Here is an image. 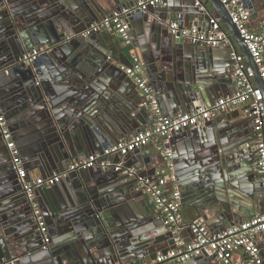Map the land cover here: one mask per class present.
I'll return each instance as SVG.
<instances>
[{
  "label": "water",
  "instance_id": "95a60500",
  "mask_svg": "<svg viewBox=\"0 0 264 264\" xmlns=\"http://www.w3.org/2000/svg\"><path fill=\"white\" fill-rule=\"evenodd\" d=\"M138 1L0 0V109L25 168L35 175L64 172L71 160L102 153L108 145L140 131L143 98L114 64L129 65V58L111 32L83 35L90 25L113 13L127 23L133 53L143 63L155 96L169 102L170 117L212 105L219 96L236 91L222 89L239 81L233 74V50L252 69L264 104L258 66L220 0H200V5L196 0H160L151 7H161L162 13L182 11L191 26L206 34L211 19L218 18L229 44L203 48L171 34L165 14L159 13L155 20L151 8L135 9ZM256 1L241 3L251 11ZM259 7L264 8V3ZM39 48L46 50L36 61L19 63L24 52ZM221 48L224 51H218ZM55 82L64 84L68 93L62 94ZM227 124L218 117L171 135L176 145L167 150L182 188L184 225L202 219L210 230H223L256 215L251 200L260 194L262 182L255 148ZM152 154L142 147L114 158L131 166L126 161L132 157L139 173L150 176L161 165ZM90 170L69 172L58 184L36 190L51 236L42 248L32 208L0 134V264H151L159 252L168 251L169 246L159 250L142 237L143 211H155L146 195L136 190V179L105 170L90 182L85 177ZM167 235L172 244L175 235L171 230ZM187 264L208 263L197 257Z\"/></svg>",
  "mask_w": 264,
  "mask_h": 264
},
{
  "label": "built area",
  "instance_id": "2783aa9c",
  "mask_svg": "<svg viewBox=\"0 0 264 264\" xmlns=\"http://www.w3.org/2000/svg\"><path fill=\"white\" fill-rule=\"evenodd\" d=\"M160 0H139L135 9L146 12ZM228 10L229 16L238 28L255 64L264 87V17L257 29L248 26L251 11L241 3V0H220ZM200 5V0H196ZM182 15L169 23L170 32L194 45L220 46L229 44L226 29L218 18L211 19V30L208 34L198 27H179ZM107 30L116 35L124 46L131 45L128 34V25L119 13H113L102 22L88 27L83 35L92 32ZM46 48L31 49L24 52L18 59L19 63L30 64L37 60ZM233 74L241 82V86L231 95L218 98L212 105L200 106L182 116H165L159 101L155 96L144 70L143 63L135 53H131L130 64L118 63V68L132 80L139 95L143 98V105L152 114V123L149 127L135 132L130 137L118 140L108 145L102 153H94L81 160H71L64 172L54 173L48 177H29L27 169L20 157L19 149L15 144L12 132L0 109V134L8 150L10 163L23 192L32 208V214L41 234L43 247L50 243L51 236L42 211L36 200L35 192L41 187H52L61 182L69 172L97 168L99 170H113L136 179V190L148 197L154 207L163 216V222L171 231L178 235L185 228L190 231L191 240L183 241L176 237V245L165 254L156 256L153 264H187L197 257L212 259L218 264H240L234 260L235 251L240 250L250 256L251 263L264 264V206L262 213L233 223L223 230H210L202 219H197L189 225H184L181 209V190L173 172L171 153L165 149L163 155L165 164L155 176L141 175L134 166H126L124 161L115 162L117 154L127 155L136 148L147 146L153 140L167 143L168 138L176 132L188 127H195L219 114L235 111L239 106L247 104L250 109L251 128L254 140L250 143L255 148V155L262 182L259 197L264 202V104L263 91L257 87L253 79V71L246 64L243 55L238 50L231 52Z\"/></svg>",
  "mask_w": 264,
  "mask_h": 264
},
{
  "label": "crops",
  "instance_id": "0c3cea01",
  "mask_svg": "<svg viewBox=\"0 0 264 264\" xmlns=\"http://www.w3.org/2000/svg\"><path fill=\"white\" fill-rule=\"evenodd\" d=\"M261 3H264V0H257L256 2H254L255 7H254L253 10H251V16H250V20H249V23H248V26L251 29H257L259 27V24H260L261 20L264 17V8L259 7V4H261ZM149 11H152L151 17L153 19H155V20H158V14L159 13H160L159 16H161V17H162V14H165L164 17L166 16L165 17L166 18L165 19V23L166 24H169L170 22L175 20L177 15H178V13H176V14L166 13V11L164 13H162L161 7L160 8H158V7L157 8H151ZM180 13H182V11H180L179 14ZM182 17H183V27L184 28L195 27V26H191L189 24L187 15L183 14ZM112 35H114V34H112ZM138 38L139 37H137L136 41H139ZM114 39H115V41L117 43H119V45L123 49L124 53L130 59L131 58V53L135 52L134 51L135 46H133L132 44L130 46H124L120 42L119 38L116 35H114ZM188 44H190V43L188 42ZM197 46L201 47L203 45H197ZM204 47H206V46H204ZM201 48H203V47H201ZM116 49L118 50L119 47H116ZM218 51H224V49L221 48V49H218ZM114 64L118 67V63H114ZM55 84L58 87L61 86V90L60 91L62 92V94L68 93L67 91H69V90L68 89L67 90L64 89V88H67V87H62L64 84L60 83V85H59L58 82H55ZM240 86H241V82L238 81L237 85L235 87H233V88L231 87V89L230 88L227 89V85H224L222 87V89H223L224 92H226V91L227 92H232V91L234 92ZM221 97H224V96H219L218 98H221ZM157 98H158V101H159V104H160V107H161V110H162L163 114L165 116H170L169 114H170L171 110H170L169 102H167V100H165V98L163 99L162 96H157ZM139 117L141 119V124L139 125L140 122H138L137 125L140 126V131L145 129L146 127H149L151 125V123H152V114L150 113V111L147 108H144V111H140ZM218 117H223V121H227V123H228L227 125L230 127V129L236 130V132L235 131L233 132L234 135H235V133L238 134V135H242V136L244 135V137H247L250 140V143L253 142L254 134H253L252 128H251L250 109H249V106L247 104H243V105L239 106L235 111H230V112L219 114L216 118H218ZM133 122H134V125L136 126V121L133 120ZM131 135L125 136L122 139L128 138ZM234 135H232V137ZM171 138H172V136H170L168 138L167 143H165L164 141H160V140H153L147 146H145V147H148L150 152H153L152 155L156 154V155L152 156V158L157 159V161L159 163L161 162V165H160L159 168H162L164 166V164H165V160H164L165 157L163 155L164 150L168 149V148H171V147L175 148V145H176L175 140H173ZM170 139H171L172 142L170 141ZM159 152H160V154H159ZM112 159L115 162L122 161V160H120V158L116 159V158L113 157ZM126 162H127V164H131V166L136 167L134 164H132L134 162V159L132 157L128 158ZM100 171H102V170H99L97 168H92V170L87 172L85 177H87V179H89V181L92 182V179L94 177H97V175L100 174ZM149 171L151 172L150 167H149ZM27 172H28L29 177H37L38 176V175H35L34 171H32V170L29 171L27 169ZM156 172H155V174H156ZM90 174H92V175H90ZM155 174L154 175H150V176H155ZM177 184L179 186V189L182 191V188H181V186L179 185L178 182H177ZM258 194L257 193L255 194V196H254L255 198L251 200L252 205L250 206L252 212H254L256 215L260 214L261 211L263 210L262 207H260V200L261 199H260ZM40 197H42V196L40 195ZM140 201H141V203H143L145 200H144V198H141ZM148 201H149L150 204H152V202H151V200L149 198H148ZM145 202H146V205L149 206V203L147 201H145ZM141 207H143V206H141ZM153 207H154V205H153ZM154 211L155 212H153V213L150 210L148 212H144L143 211V215H144L145 219H144L143 225H141V226H143L142 227L143 229H144V226H146L145 233L142 236L144 241H146V242L147 241H153V243H155L154 247L155 248L158 247L159 250L160 249L163 250V249H165L166 247L169 246V249H168V251H169L170 249H173L175 247V245H176V237L177 236L180 237L183 241H190L191 240L190 231L185 228L184 230H182L183 231V236L182 237L179 235L180 232H179L178 235H176V234H174L172 232L175 235V239L173 240V243L170 244V240H169L170 238H168L167 231H170L171 229L168 226H166V224H164L163 216H162L161 212L159 210H157L155 207H154ZM185 213H187V214H189L191 216V211L189 209H185ZM182 218H183V215H182ZM159 254H161V252H159L158 255ZM206 260H207L208 264H218L217 262H215L213 260H210V259H206ZM234 260L237 261L240 264L251 263L250 256L248 254L240 251V250L235 251ZM150 263L153 264L154 260L151 261Z\"/></svg>",
  "mask_w": 264,
  "mask_h": 264
},
{
  "label": "trees",
  "instance_id": "16d2710c",
  "mask_svg": "<svg viewBox=\"0 0 264 264\" xmlns=\"http://www.w3.org/2000/svg\"><path fill=\"white\" fill-rule=\"evenodd\" d=\"M222 26V28L225 30V28L223 27V25H221ZM127 50V49H126ZM128 51V50H127Z\"/></svg>",
  "mask_w": 264,
  "mask_h": 264
}]
</instances>
